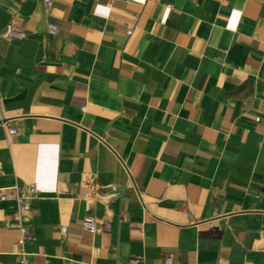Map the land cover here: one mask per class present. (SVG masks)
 <instances>
[{"label":"crops","instance_id":"crops-1","mask_svg":"<svg viewBox=\"0 0 264 264\" xmlns=\"http://www.w3.org/2000/svg\"><path fill=\"white\" fill-rule=\"evenodd\" d=\"M1 118L0 264H264V0H0Z\"/></svg>","mask_w":264,"mask_h":264},{"label":"built area","instance_id":"built-area-1","mask_svg":"<svg viewBox=\"0 0 264 264\" xmlns=\"http://www.w3.org/2000/svg\"><path fill=\"white\" fill-rule=\"evenodd\" d=\"M47 7H50L53 5V0H46ZM168 7H171L170 4H168ZM58 30V27L55 24H49V31L51 33H56ZM133 31V28L127 29V34H131ZM2 35L7 40L12 39H23L26 36V32L22 29H20L17 24L14 22H9L6 24L2 30ZM86 110V108H83ZM0 123L4 127H8V119L7 118H1ZM8 135L13 136L17 133V129L14 127H8L7 129ZM86 185L88 186L86 191L84 192L83 199L88 203L91 204L95 198L99 197L101 195L100 192V186L99 184L93 179V177H90L87 180ZM37 185L36 183H31L28 187V189L24 188L23 186L19 184H15L11 186L8 190L0 192V201H7V200H13L16 202L18 206V213L15 215L17 219L21 220L23 218L24 213L27 214L28 217H33L32 213V206H31V199L33 196L37 193ZM82 227L84 230L96 233L103 230L104 224L102 221H100L94 214L88 212L82 219ZM20 235L18 237V243L21 245V256H22V262L24 264H35L34 262L28 261L25 258V252L23 250V246L26 242V240L30 237L31 232L28 226L21 224L19 227ZM61 232L64 234L67 232V226L61 227ZM143 257L141 255H134L132 256L128 264H142ZM165 264H177V262L173 259L171 255H167L165 257Z\"/></svg>","mask_w":264,"mask_h":264}]
</instances>
